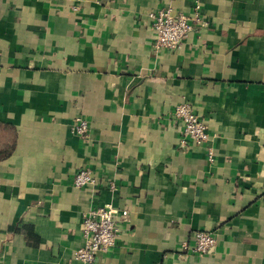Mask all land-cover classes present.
Wrapping results in <instances>:
<instances>
[{"label": "crops", "instance_id": "crops-1", "mask_svg": "<svg viewBox=\"0 0 264 264\" xmlns=\"http://www.w3.org/2000/svg\"><path fill=\"white\" fill-rule=\"evenodd\" d=\"M164 8L192 27L177 50L155 46ZM182 103L207 144L182 145ZM0 152V264H80L104 204L127 218L92 264H264V0H0Z\"/></svg>", "mask_w": 264, "mask_h": 264}, {"label": "built area", "instance_id": "built-area-1", "mask_svg": "<svg viewBox=\"0 0 264 264\" xmlns=\"http://www.w3.org/2000/svg\"><path fill=\"white\" fill-rule=\"evenodd\" d=\"M198 5L195 6L194 20L198 22ZM151 30L155 37V46L167 50H177L182 41L191 30L189 19L181 13L173 12L170 8L160 9L148 13ZM173 118L182 125V145L191 142L195 145L207 144L210 135L205 123L200 119L192 106L182 103L174 108ZM88 123L83 119L75 120L71 127L72 133L87 138ZM207 161L212 162L214 155L212 148H206ZM96 183L92 173L88 170H81L73 179V186L82 189ZM107 189L115 191L113 181L108 180ZM127 218V211H118L110 204H104L89 209L82 215V237L84 244L72 252V259L80 264H92L95 257L105 254L111 250L116 243L120 231V222ZM216 244L213 235L199 231L193 236L191 251L198 256L206 255ZM187 250L188 247L184 245Z\"/></svg>", "mask_w": 264, "mask_h": 264}, {"label": "trees", "instance_id": "trees-1", "mask_svg": "<svg viewBox=\"0 0 264 264\" xmlns=\"http://www.w3.org/2000/svg\"><path fill=\"white\" fill-rule=\"evenodd\" d=\"M1 153V152H0ZM2 159V156H0V160Z\"/></svg>", "mask_w": 264, "mask_h": 264}]
</instances>
